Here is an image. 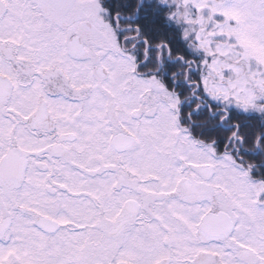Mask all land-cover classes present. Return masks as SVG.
<instances>
[{"label": "snow or ice", "instance_id": "6c2138e0", "mask_svg": "<svg viewBox=\"0 0 264 264\" xmlns=\"http://www.w3.org/2000/svg\"><path fill=\"white\" fill-rule=\"evenodd\" d=\"M0 264H264V0H0Z\"/></svg>", "mask_w": 264, "mask_h": 264}]
</instances>
